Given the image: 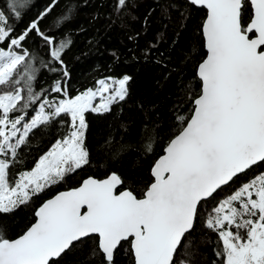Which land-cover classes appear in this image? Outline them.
I'll return each instance as SVG.
<instances>
[{"label": "snow or ice", "instance_id": "6c2138e0", "mask_svg": "<svg viewBox=\"0 0 264 264\" xmlns=\"http://www.w3.org/2000/svg\"><path fill=\"white\" fill-rule=\"evenodd\" d=\"M154 2L167 20L174 11L183 19L185 6L206 9V54L195 65L198 91L178 76L176 131L142 196L110 172L44 198L91 165L86 115L116 112L132 77L99 78L73 94L64 56L74 41L58 37L78 5L69 0L45 30L60 0L27 24L34 0H0V217H34L18 237L0 234V264H76L85 247L97 264H118L125 245L131 264H264V0ZM136 7L115 0L114 12ZM163 42L141 55L167 80L183 69Z\"/></svg>", "mask_w": 264, "mask_h": 264}, {"label": "trees", "instance_id": "16d2710c", "mask_svg": "<svg viewBox=\"0 0 264 264\" xmlns=\"http://www.w3.org/2000/svg\"><path fill=\"white\" fill-rule=\"evenodd\" d=\"M78 5L71 22L62 23L63 32L58 39L71 37L74 43L64 56L71 72V91L75 94L103 77H120L127 74L130 81L129 97L122 102L113 114L86 115L90 131L88 143L92 145V163L74 176L66 184L57 186L56 191L78 186L80 179L87 176L104 178L107 173L116 172L125 180V188L142 196L147 180L151 178L150 169L162 154L169 133L173 127V103L176 98L178 76H183L196 89L194 78L196 63L206 54L205 41L201 27L206 18V9L187 7L179 11L181 19L174 11L172 19L162 18L160 5L154 0H137L138 7L117 16L114 12L115 0H72ZM170 2V0H165ZM28 20L43 10L49 0H34ZM69 0H60L59 7L44 21L45 30H50L54 17L65 9ZM145 17H148L145 26ZM21 24V28L24 26ZM137 33L139 34L137 36ZM132 37L130 40L129 37ZM163 38L160 49L171 52L172 63L181 62L182 71H174L165 80L167 69L145 61L141 51L150 43ZM173 41H176L173 46ZM48 85L45 84V87ZM189 106L190 105H187ZM115 117V118H114ZM36 141V146H40ZM152 145L148 151L147 145ZM122 190V189H121ZM29 209L0 217V234L14 239L21 235L33 222ZM91 243V242H90ZM127 245L118 256V264H131L126 254ZM207 261L214 259L209 247L204 253ZM76 264H97L85 247L75 257ZM199 264H205L204 259Z\"/></svg>", "mask_w": 264, "mask_h": 264}, {"label": "water", "instance_id": "95a60500", "mask_svg": "<svg viewBox=\"0 0 264 264\" xmlns=\"http://www.w3.org/2000/svg\"><path fill=\"white\" fill-rule=\"evenodd\" d=\"M197 7H198V6H197ZM206 11H207V10H206ZM205 20H206V18H205ZM205 20H204V21H205ZM205 48H206V47H205ZM122 190H123V189H122Z\"/></svg>", "mask_w": 264, "mask_h": 264}]
</instances>
